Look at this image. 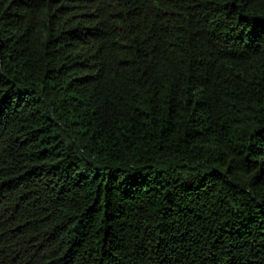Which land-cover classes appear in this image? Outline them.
I'll use <instances>...</instances> for the list:
<instances>
[{
	"label": "trees",
	"instance_id": "obj_1",
	"mask_svg": "<svg viewBox=\"0 0 264 264\" xmlns=\"http://www.w3.org/2000/svg\"><path fill=\"white\" fill-rule=\"evenodd\" d=\"M0 264H264V0H0Z\"/></svg>",
	"mask_w": 264,
	"mask_h": 264
}]
</instances>
